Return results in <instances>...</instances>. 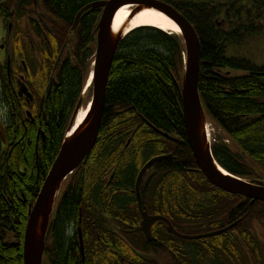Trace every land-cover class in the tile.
<instances>
[{
    "label": "trees",
    "instance_id": "1",
    "mask_svg": "<svg viewBox=\"0 0 264 264\" xmlns=\"http://www.w3.org/2000/svg\"><path fill=\"white\" fill-rule=\"evenodd\" d=\"M42 1L48 16L62 24L70 56L56 73L57 86L46 97L41 115H34L36 125L25 136L23 150L15 153L0 178V264H24L31 208L88 81V62L96 51L92 39L97 10L85 13L73 31L75 18L86 6L108 0ZM158 1L178 10L199 36L201 102L206 120L224 135L212 145L215 161L235 177L264 185V66L228 55L230 47L264 35V0ZM184 56L181 37L155 28L133 30L122 40L97 145L57 199L44 264H82L80 215L85 264H264V203L211 185L189 146L182 105ZM163 155L173 156L172 161L154 165L141 184L144 209L168 218L184 235L235 225L230 231L188 241L156 222L152 242L141 232L128 233L143 220L135 189L138 175L146 162ZM113 168L117 172L108 185ZM162 253L170 261H159Z\"/></svg>",
    "mask_w": 264,
    "mask_h": 264
},
{
    "label": "water",
    "instance_id": "2",
    "mask_svg": "<svg viewBox=\"0 0 264 264\" xmlns=\"http://www.w3.org/2000/svg\"><path fill=\"white\" fill-rule=\"evenodd\" d=\"M125 6L132 7L131 19L146 9H154L167 16L181 31L185 51V71L182 85L183 119L188 143L199 167V171L217 189L234 196L251 200L252 202L264 203V187L238 179L231 174H224L222 172L223 169L220 168L213 157L211 145L206 135V117L199 93L202 46L193 25L173 6L158 0H109L97 2L88 5L77 15L72 28L73 31L77 29L85 13L91 10L103 9L102 17L96 29V37L94 38L96 52L92 80L88 82L74 111L69 132H71L76 124L77 118L83 109L84 99L90 89L93 91V97L86 107L89 110L83 125L72 137H69L68 134V137L65 138L36 202L31 208L23 244L24 264L44 263L46 236L62 186L82 166L97 145L104 117L107 88L112 66L120 43L126 36L122 37V35H119L116 38L113 37L112 25L117 12ZM62 56L63 52L59 55L55 70L58 68ZM158 133L161 134L159 131ZM164 136L167 137V135ZM129 145L130 141L127 146ZM172 159L173 156L153 159L140 172L136 183V197L143 220L139 228L128 233L141 232L148 241H153L152 226L158 221L168 223L169 233L188 241L216 237L230 231L235 225L203 235H181L166 219L159 216H150L148 212L144 211L141 184L145 174L155 163H164ZM79 241L81 258L85 262V245L81 224L79 226Z\"/></svg>",
    "mask_w": 264,
    "mask_h": 264
},
{
    "label": "flooded vegetation",
    "instance_id": "3",
    "mask_svg": "<svg viewBox=\"0 0 264 264\" xmlns=\"http://www.w3.org/2000/svg\"><path fill=\"white\" fill-rule=\"evenodd\" d=\"M18 6L20 9H17ZM1 7L8 8L4 10ZM102 14L103 9L97 10L98 23ZM61 25L59 21L48 16L46 4L42 0H0V178L4 177L6 169L11 166L15 153L19 149L23 150L25 136L36 125L34 115H41L46 97L57 86L56 73L62 62L70 56L68 43H63ZM62 52V60L55 70ZM52 62L54 63L50 71ZM38 123L39 126L42 125L41 122ZM40 134L45 143V134L39 131ZM20 170L24 172L22 167ZM112 172L108 185L113 181L117 168H113ZM146 212L150 216L162 217L172 224L162 215ZM158 222L168 232V223ZM162 254L159 261H170L169 255ZM261 258L264 261V257Z\"/></svg>",
    "mask_w": 264,
    "mask_h": 264
},
{
    "label": "bare ground",
    "instance_id": "4",
    "mask_svg": "<svg viewBox=\"0 0 264 264\" xmlns=\"http://www.w3.org/2000/svg\"><path fill=\"white\" fill-rule=\"evenodd\" d=\"M131 9H132L131 6H125V7L121 8L117 12V14H116V16L114 18V21H113V25H112V35H113V37L116 38L119 35H124V34L127 35L131 31L139 29V28H155V29L161 30V31H163L165 33L174 34V35H177V36L181 37V31H180L179 27L174 22H172L167 16H165L163 13H160L159 11H156L154 9H146V10L142 11L139 15H137L135 18L131 19ZM92 76L93 75L91 73L90 82L92 80ZM88 110L89 109H86V108L81 110V112H80V114H79V116L77 118L76 124H75V126L73 128V131L69 134V137H72L80 129V127L83 125V123L85 121V118H86V116L88 114ZM165 135H167V137H165V138H167V139L170 138V136L168 134H165ZM206 135H207L209 143H210L209 132L206 131ZM165 156H168V155L154 157V158L150 159L148 162H146L144 166H146L153 159H156V158H159V157H165ZM169 156H171V155H169ZM168 162H170V161H168ZM162 163H155V164H162ZM222 172L224 174H227V175L229 174L224 169L222 170ZM236 178H238V177H236ZM238 179H240V178H238ZM241 180H243V179H241ZM250 183H252V182H250ZM252 184H254V183H252ZM254 185H258V184H254ZM258 186L264 187V185H258ZM79 223L80 224L82 223V215H80ZM170 225L175 229L173 224H170ZM216 231H220V230H216ZM216 231H212V232H216ZM212 232H209V233H212ZM168 233H169V231H168ZM178 233L181 234V235H184V234H182L180 232H178ZM169 234L174 236V237H176L177 239H180V238H178L177 236H175V235H173L171 233H169ZM206 234H208V233H206ZM223 234H221V235H223ZM221 235H218L216 237H219ZM152 236H153V234H152ZM186 236H190V235H186ZM211 238H215V237H211ZM181 240H184V239H181ZM82 264H85V262L82 261Z\"/></svg>",
    "mask_w": 264,
    "mask_h": 264
},
{
    "label": "rangeland",
    "instance_id": "5",
    "mask_svg": "<svg viewBox=\"0 0 264 264\" xmlns=\"http://www.w3.org/2000/svg\"><path fill=\"white\" fill-rule=\"evenodd\" d=\"M187 1H190L196 4H203V3L206 4L214 0H187ZM125 35L126 34L122 35V37H124ZM228 55L230 57H238V58L247 59L256 65L264 66V35L250 38L242 45H239L236 47H230L228 50ZM93 63H94V58H91L90 61L88 62V76L89 77L91 73L93 72ZM92 97H93V91L91 90L90 93L86 95L87 103L83 105V109L86 108L87 105L91 102ZM205 125L209 132L211 144H213L216 141L224 140V135L210 121L206 120ZM71 177H69L68 180L64 184H66ZM263 177H264V174H263Z\"/></svg>",
    "mask_w": 264,
    "mask_h": 264
}]
</instances>
